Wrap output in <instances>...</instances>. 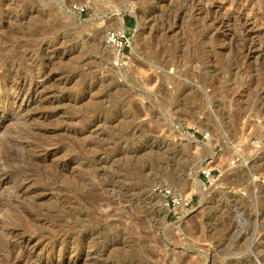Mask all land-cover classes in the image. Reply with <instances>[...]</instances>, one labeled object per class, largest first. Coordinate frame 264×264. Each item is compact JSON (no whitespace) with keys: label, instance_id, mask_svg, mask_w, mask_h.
I'll use <instances>...</instances> for the list:
<instances>
[{"label":"rangeland","instance_id":"1","mask_svg":"<svg viewBox=\"0 0 264 264\" xmlns=\"http://www.w3.org/2000/svg\"><path fill=\"white\" fill-rule=\"evenodd\" d=\"M0 264H264V0H0Z\"/></svg>","mask_w":264,"mask_h":264},{"label":"built area","instance_id":"2","mask_svg":"<svg viewBox=\"0 0 264 264\" xmlns=\"http://www.w3.org/2000/svg\"><path fill=\"white\" fill-rule=\"evenodd\" d=\"M70 11L74 14L81 16L87 11V7L83 5H72L70 6ZM105 45L110 48L117 57L119 63H124L129 60L128 53L132 49V39L126 32L124 25L122 30L111 29L108 30L104 37ZM207 134L203 135V138L206 139ZM235 162L232 163L234 165ZM201 175L203 176L204 185H212L214 183V174L212 170L201 169ZM165 202V208L170 210L171 207L174 209L187 207L188 203L183 202L182 199L173 195L174 193L168 190H158Z\"/></svg>","mask_w":264,"mask_h":264},{"label":"bare ground","instance_id":"3","mask_svg":"<svg viewBox=\"0 0 264 264\" xmlns=\"http://www.w3.org/2000/svg\"><path fill=\"white\" fill-rule=\"evenodd\" d=\"M90 1H93V2H98V1H101V0H90ZM110 1V0H109ZM107 2V1H106ZM101 6V5H100ZM106 7H108V5L106 6ZM116 7V6H115ZM114 7V8H115ZM113 8V7H112ZM113 8V9H114ZM134 11V10H133ZM111 17H113V23H110L109 25H108V27L110 28V29H117V30H122V28H123V21H122V16H121V11L120 10H118L117 8L114 10V11H112V13H111ZM138 15V14H137ZM136 17V16H135ZM112 22V21H111ZM108 28V29H109ZM107 29V30H108ZM98 33V32H97ZM99 35V34H98ZM132 51L134 52V54L136 53L135 52V46H134V43H133V40H132ZM138 55V54H137ZM203 109H204V107H203ZM200 127V126H199ZM199 167H200V165H199ZM198 167V168H199ZM225 171V170H224ZM223 171V172H224ZM222 172V173H223ZM226 172H227V170H226ZM225 172V173H226ZM224 175V174H223ZM227 175V174H226ZM168 177V176H167ZM172 181V180H171ZM219 183V182H218ZM178 185V184H177ZM178 189V188H177ZM191 192L192 193H198V194H204L206 191V189L204 188V186L201 184V183H199L196 179H193V184H192V187H191ZM182 191V190H181ZM190 194V193H189ZM186 196V195H185ZM188 199V198H187Z\"/></svg>","mask_w":264,"mask_h":264},{"label":"crops","instance_id":"4","mask_svg":"<svg viewBox=\"0 0 264 264\" xmlns=\"http://www.w3.org/2000/svg\"><path fill=\"white\" fill-rule=\"evenodd\" d=\"M128 22H129V20H127V21L125 22L124 26H125V28H126L128 31H130L133 25H132V22H131V24L129 25V27H127V23H128Z\"/></svg>","mask_w":264,"mask_h":264},{"label":"trees","instance_id":"5","mask_svg":"<svg viewBox=\"0 0 264 264\" xmlns=\"http://www.w3.org/2000/svg\"><path fill=\"white\" fill-rule=\"evenodd\" d=\"M131 22H132V21H131V20H129V22H128V23H129V24H131Z\"/></svg>","mask_w":264,"mask_h":264}]
</instances>
